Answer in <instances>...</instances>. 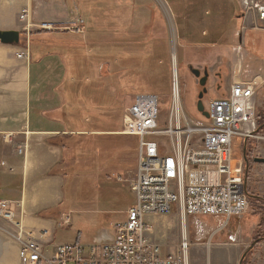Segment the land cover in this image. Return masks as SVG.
Returning a JSON list of instances; mask_svg holds the SVG:
<instances>
[{
  "label": "rangeland",
  "instance_id": "rangeland-1",
  "mask_svg": "<svg viewBox=\"0 0 264 264\" xmlns=\"http://www.w3.org/2000/svg\"><path fill=\"white\" fill-rule=\"evenodd\" d=\"M17 1L22 2L0 0L2 10L15 9ZM29 1L30 7L23 10V19L20 18L23 11L18 19L21 36L14 46L21 49L19 55H29V63L36 66L42 48L45 52V47L52 50L58 45L70 51L63 55L64 59L59 57L63 70L58 88H64L68 93L61 91L60 105L52 110L56 121L63 120V123L59 125L58 135L46 142L59 151V163L44 176L61 175L65 203L45 215L55 222V243L103 244L112 239L114 227L124 223L126 213L134 203L129 185L136 166L137 141L122 133L123 112L134 96H157L161 106L160 119L165 123L171 105L175 55L186 118L200 120L195 105L202 88L189 67L201 73L204 69L208 72L207 94L203 99L205 109L208 101L221 96L225 88L215 91L214 86L211 88L212 82L221 87L224 77L233 71V57L221 36L224 27L214 29L209 26L213 20L203 18L207 17L204 14L207 2L217 6L219 11H226L227 6H231L233 18L231 23L229 20L231 27L226 30H232L237 54L244 58L254 46L256 24L244 17L240 0ZM234 2H237L239 12ZM2 15L6 21L7 17ZM223 16L220 14L221 19ZM238 18L241 19L239 30L236 28ZM65 33L73 34L79 40L38 39L39 35ZM258 34L264 40V33ZM239 37L240 46L237 43ZM260 42V39L256 40V47ZM71 58L78 62L76 67L72 65ZM16 60L15 65L23 62L18 57ZM263 62L259 64L261 71L254 77L260 78L255 96L259 126L264 121ZM65 65L70 69L69 79L65 78ZM218 74L222 78L219 79ZM12 75L10 84L14 87L11 92L14 107L11 115L20 118L23 115L20 94L24 82L17 66L13 68ZM2 83L0 81L1 88ZM40 111L32 109L31 114L33 117L41 116ZM21 131L19 128L17 132ZM258 134L264 137L263 125ZM15 135L0 133V161H4L5 155L14 160L24 155V142L14 138ZM161 141L167 142L165 139ZM19 148L23 152L19 153ZM243 152L246 156V189L252 196L248 214L227 225H223L220 219H181L177 208L165 215L146 216L145 222L150 228L147 236L160 247L161 256L177 252L185 230L190 242L189 264H264V163L255 162L256 159H264V139L243 141L239 147L241 157ZM0 165V201L12 203L11 210L21 214V211L17 213L20 206L16 203L21 176L12 173L4 163ZM66 216L69 224L60 225ZM23 219L25 222L24 215ZM10 235L14 236L15 230L0 217V239L6 241ZM212 251L221 252L218 259L211 253L208 255ZM50 252L51 247L46 246L45 255Z\"/></svg>",
  "mask_w": 264,
  "mask_h": 264
},
{
  "label": "built area",
  "instance_id": "built-area-1",
  "mask_svg": "<svg viewBox=\"0 0 264 264\" xmlns=\"http://www.w3.org/2000/svg\"><path fill=\"white\" fill-rule=\"evenodd\" d=\"M240 4L244 17L264 31V0H240ZM257 80L231 85L224 98L204 108L208 118L200 115V120L192 121L186 118L172 66L167 125L161 122L155 95L134 96L123 112L122 133L137 140L136 167L129 185L134 203L124 223L114 227L112 239L92 246L55 243L53 231L28 229L23 215L11 210L12 203L0 201V217L15 230L19 264H189L187 234L182 233L176 253L161 256L160 247L147 236L150 228L145 217L177 208L181 219H220L227 225L248 214L239 147L248 139H264L257 126ZM61 224L68 225L69 217ZM46 246L51 247L49 255L44 253Z\"/></svg>",
  "mask_w": 264,
  "mask_h": 264
},
{
  "label": "crops",
  "instance_id": "crops-1",
  "mask_svg": "<svg viewBox=\"0 0 264 264\" xmlns=\"http://www.w3.org/2000/svg\"><path fill=\"white\" fill-rule=\"evenodd\" d=\"M17 2L13 10H2V5H0V31H18L19 14L25 9L28 10L31 1L22 0V2ZM2 14L7 17L6 21L2 19ZM9 24L10 26H8ZM253 33H255L254 46L250 48L249 52L251 53L249 54L251 55L248 54L249 56L246 55L245 58L237 54L233 39L231 44L227 45L229 55L233 57V71L224 77L221 87L219 85L215 86V83L212 82L211 88L214 86L215 91H220L223 86L225 88L221 96L210 99L208 103L224 98L231 85L248 82L261 71L259 70V64L264 60V55H261L264 53V40L258 33H264V31L256 28ZM258 39L261 40L259 43L261 46L256 47V40ZM237 43L239 46L242 44L240 43V37L237 39ZM20 50L14 45L0 43V81H3L2 88L0 87V92H3V95L0 96V133H7L12 136L16 134L14 138L24 142L22 145H25V152L18 160L10 159L5 155L2 158L5 162L0 161V163H4L8 169L11 168L12 173L21 176V186L16 203L20 206L17 213L21 211V214L25 217V227L34 231H53L55 222L52 219L39 218L37 214L53 210L64 199V181L61 175L44 177L46 173L57 166L60 158L59 151L46 145V142L59 133L60 123L56 121L52 110L60 105L61 96L58 86L60 72L63 69L61 59L58 56L53 55L42 58L40 51L37 57L39 62L36 66L29 63V55L25 57L23 55L21 57L22 64L18 62L19 64L15 65L16 57L21 53ZM246 57L248 60H246ZM245 61H247L246 65H244ZM15 66L20 69L23 77L22 81L24 82L20 94L23 108V115L20 118L11 115L14 107L11 92H13L14 87L10 82L13 78L12 70ZM262 66H264V62ZM217 76L219 79L222 78L221 74ZM32 109L41 110L42 115L33 117V114H31ZM44 112L45 115H43ZM19 128L23 131L17 132ZM147 219L150 218L147 217ZM18 249L14 236L10 235L6 241L0 239V264H19ZM210 253L215 259H218L217 257L221 254L220 251L208 252V255ZM41 264L46 263L42 262Z\"/></svg>",
  "mask_w": 264,
  "mask_h": 264
},
{
  "label": "trees",
  "instance_id": "trees-1",
  "mask_svg": "<svg viewBox=\"0 0 264 264\" xmlns=\"http://www.w3.org/2000/svg\"><path fill=\"white\" fill-rule=\"evenodd\" d=\"M169 1V0H168ZM235 1V0H234ZM231 2H233V0H231ZM231 2H229V5H231ZM234 3L236 4V7H235V5H234ZM233 3V5H234V7L237 9L236 11H238L239 12V6H238V4H237V2H234ZM207 10H205L204 11V14H205V16H207V17H203V18H208L209 17V19H211V20H213V22H212V24H210L209 26H211V27H213L214 29H219L220 27H224V31L222 32V34H221V36H222V40L224 41V42H226L228 45H230L231 44V42H232V30L230 31V30H226V29H228V28H230L231 26L229 25V20H230V23H231V18H233L232 17V13H233V10L231 11V6H227V9H226V11H219V9H217L218 7L217 6H215L214 4H211L210 2H207ZM241 11V10H240ZM222 12V13H221ZM186 13V12H185ZM220 14H222V15H224L223 16V19H221L220 18ZM226 17V18H225ZM225 18V19H224ZM240 18H241V15H240ZM240 18H238V20H237V24H236V28H237V30H239V28H240V23H241V19ZM224 20V21H223ZM224 22H226L225 24H224ZM234 28V26H232V29ZM21 36V35H20ZM77 37V36H76ZM73 34H67V33H65V34H51V35H39L38 36V39H41V38H43V39H66V38H69V39H73V40H79L78 38H76ZM225 38V39H224ZM49 48V47H48ZM48 48H46L45 47V52H43V48L41 49V51H40V56L42 57V58H45V57H47V56H50V55H54V56H58V57H61V58H63V55L64 54H67V53H69L67 50L65 51V49L62 47V46H59L58 47V45H56V46H53V49L52 50H49ZM64 59V58H63ZM71 61L72 62H74L72 65L74 66V67H76L77 65H76V63H78L77 61H76V59L75 58H73V60H72V58H71ZM66 62V61H65ZM70 65H71V63H70ZM68 66L66 67V65H65V69H66V73H65V78L67 77L68 79H69V75H71L70 74V69L68 68ZM68 73V74H67ZM68 93V91H65L64 90V88H61V90H59V93ZM69 92H71V91H69ZM62 93V94H63ZM74 99H75V97H74ZM60 113V112H59ZM68 117V116H67ZM68 119V118H67ZM260 119L258 118V116H257V124H261V123H258V121H259ZM62 121V122H61ZM61 121H59L60 122V124L61 123H63V120H61ZM262 125H263V127H264V121H263V123H262ZM261 125V126H262ZM258 126V131L259 130H261V126H259V125H257ZM136 139V138H135ZM137 141V140H136ZM63 191H64V187H63ZM248 197H249V200H251V198H252V196L251 195H249V193H248ZM62 203H65V200L63 199V201L58 205V206H60ZM58 206H57V208H58ZM64 213V212H63ZM37 217H39V218H42V219H51L49 216L47 217L46 215H45V213H39V214H37Z\"/></svg>",
  "mask_w": 264,
  "mask_h": 264
},
{
  "label": "water",
  "instance_id": "water-1",
  "mask_svg": "<svg viewBox=\"0 0 264 264\" xmlns=\"http://www.w3.org/2000/svg\"><path fill=\"white\" fill-rule=\"evenodd\" d=\"M20 41V32L18 31H0V43L3 45H17ZM190 72L193 76L198 80L199 86L202 88L201 92L198 93L197 102L195 105L196 111L199 115L204 118H208V114L204 110L203 99L207 94L206 83L208 81V72L207 70L203 72V76L201 77V73L197 69L189 68ZM243 159L246 160L245 152H243ZM257 163H264V159H256Z\"/></svg>",
  "mask_w": 264,
  "mask_h": 264
},
{
  "label": "bare ground",
  "instance_id": "bare-ground-1",
  "mask_svg": "<svg viewBox=\"0 0 264 264\" xmlns=\"http://www.w3.org/2000/svg\"><path fill=\"white\" fill-rule=\"evenodd\" d=\"M174 52V51H173ZM175 54V52H174ZM177 63H176V57L175 55L173 56V68H174V72H175V78L177 79V67H176ZM260 78H258L257 81H259ZM177 82H178V79H177ZM184 222V220H183ZM183 233L185 234V230L183 231Z\"/></svg>",
  "mask_w": 264,
  "mask_h": 264
},
{
  "label": "flooded vegetation",
  "instance_id": "flooded-vegetation-1",
  "mask_svg": "<svg viewBox=\"0 0 264 264\" xmlns=\"http://www.w3.org/2000/svg\"><path fill=\"white\" fill-rule=\"evenodd\" d=\"M189 68H190V67H189ZM204 71H206V70L204 69V70L202 71V73L200 72V73H201V75H200L201 77L203 76V72H204Z\"/></svg>",
  "mask_w": 264,
  "mask_h": 264
}]
</instances>
